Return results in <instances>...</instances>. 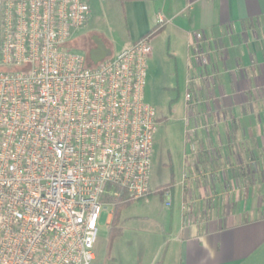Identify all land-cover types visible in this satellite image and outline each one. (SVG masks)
I'll use <instances>...</instances> for the list:
<instances>
[{
	"label": "built area",
	"instance_id": "2783aa9c",
	"mask_svg": "<svg viewBox=\"0 0 264 264\" xmlns=\"http://www.w3.org/2000/svg\"><path fill=\"white\" fill-rule=\"evenodd\" d=\"M0 9V264H98L102 212L154 193L151 34L89 66L67 48L89 18L86 0H0ZM193 39L201 82L210 59L203 35ZM161 196L170 208L171 190Z\"/></svg>",
	"mask_w": 264,
	"mask_h": 264
},
{
	"label": "crops",
	"instance_id": "0c3cea01",
	"mask_svg": "<svg viewBox=\"0 0 264 264\" xmlns=\"http://www.w3.org/2000/svg\"><path fill=\"white\" fill-rule=\"evenodd\" d=\"M86 2L89 18L68 42L71 52L82 54L88 40V52L102 43L111 58L151 34L148 62L166 46L192 94L181 190L159 187L171 190V207L162 206L169 215L161 222L147 221L155 234L143 246L146 264H264V0ZM194 33L210 59L201 82L189 63ZM151 189L150 199L162 201ZM113 219L105 224L115 244Z\"/></svg>",
	"mask_w": 264,
	"mask_h": 264
},
{
	"label": "rangeland",
	"instance_id": "374dc122",
	"mask_svg": "<svg viewBox=\"0 0 264 264\" xmlns=\"http://www.w3.org/2000/svg\"><path fill=\"white\" fill-rule=\"evenodd\" d=\"M91 46L93 44L86 40L80 53L89 58L91 50H87ZM176 66L166 46L155 48L154 57L148 62L144 101L154 107L159 119L153 136L151 169V187L155 190L172 183L177 191L181 190L184 147L190 150L187 135L192 124L188 117L187 90L182 79L179 77L177 80ZM162 206L163 202L157 195L146 201L134 202L119 211L115 208L104 211L94 245V253L100 263L146 264L149 251L143 246L155 234V227L147 221L159 223L165 216L168 217L169 210ZM114 213H118L116 224L112 227L115 244L110 242L109 226L105 224L109 214ZM109 242L113 244L110 259L107 257Z\"/></svg>",
	"mask_w": 264,
	"mask_h": 264
},
{
	"label": "water",
	"instance_id": "95a60500",
	"mask_svg": "<svg viewBox=\"0 0 264 264\" xmlns=\"http://www.w3.org/2000/svg\"><path fill=\"white\" fill-rule=\"evenodd\" d=\"M109 57L110 51L102 43H97L96 47L89 53V66L96 65Z\"/></svg>",
	"mask_w": 264,
	"mask_h": 264
},
{
	"label": "trees",
	"instance_id": "16d2710c",
	"mask_svg": "<svg viewBox=\"0 0 264 264\" xmlns=\"http://www.w3.org/2000/svg\"><path fill=\"white\" fill-rule=\"evenodd\" d=\"M87 62H88V64H90L89 58H87ZM164 188H169V187L167 186V187H164ZM164 188H161V189H164ZM161 189H157L155 191V193L161 194ZM132 203H134V202H130V203H126V204H119V205H117V207L115 208V210H118L119 211V210H121V209H123V208H125V207H127L129 205H131ZM117 214L118 213H114V219L112 221V227L113 228H114V225L116 224V218L118 216ZM113 228H112V234L114 235Z\"/></svg>",
	"mask_w": 264,
	"mask_h": 264
}]
</instances>
